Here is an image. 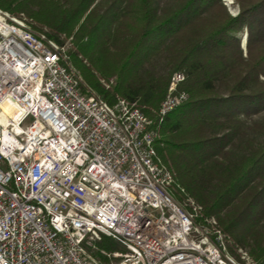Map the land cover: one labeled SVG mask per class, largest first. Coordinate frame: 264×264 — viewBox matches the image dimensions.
Segmentation results:
<instances>
[{"label":"built area","instance_id":"built-area-1","mask_svg":"<svg viewBox=\"0 0 264 264\" xmlns=\"http://www.w3.org/2000/svg\"><path fill=\"white\" fill-rule=\"evenodd\" d=\"M74 49L73 35L0 8V264H259L203 216L156 148L188 99L185 74H173L155 122L90 87Z\"/></svg>","mask_w":264,"mask_h":264},{"label":"trees","instance_id":"trees-1","mask_svg":"<svg viewBox=\"0 0 264 264\" xmlns=\"http://www.w3.org/2000/svg\"><path fill=\"white\" fill-rule=\"evenodd\" d=\"M235 4L236 15L223 0H0L12 13L27 9L55 38L73 35L71 57L84 81L111 104L117 96L138 102L155 122L173 74L183 72L188 99L161 123L156 148L203 216L216 217L264 264V143L247 137L242 119L264 110V0ZM161 54L168 73L150 77ZM112 76L106 89L100 79ZM234 145L240 156H231ZM99 245L117 248L108 238Z\"/></svg>","mask_w":264,"mask_h":264},{"label":"rangeland","instance_id":"rangeland-1","mask_svg":"<svg viewBox=\"0 0 264 264\" xmlns=\"http://www.w3.org/2000/svg\"><path fill=\"white\" fill-rule=\"evenodd\" d=\"M223 1H224V3L226 5H228V9H229L231 14L236 15L238 13V7L235 4V0H223ZM167 2H168V0H158V3L161 6L165 5ZM21 11L25 12L27 15H30L29 11L27 9H23ZM30 17H31V15H30ZM247 34H248L247 30H244L243 36H242L243 37V39H242V47L244 48V50H246V42H247V38L246 37H247ZM165 55L166 54L159 55L158 57L154 58L153 61L148 65V70H149V73H150V75H149L150 77H158V76L166 75L168 73L169 67H168V63H167V59H166ZM111 78H114L115 82H116V77L115 76H112ZM242 119L244 120V122L248 126V128L246 129L247 137L250 138L251 140L255 141L256 144L264 143V128H260L258 126H255L256 124H258V125H261V126L264 127V110H262V111H260V112H258L256 114H253L250 117L243 116ZM235 143H238V141L236 140ZM232 148L234 150H233L231 156H233V157L240 156L239 155L240 154L239 147H236L234 145ZM205 185L207 186L208 189L212 190L216 186V180L212 179L210 177L209 181H205ZM262 230L264 232V227L262 228ZM116 246H117V248H121V246L118 245V244H116ZM243 248L246 249L251 255L250 246H247L246 248L243 247ZM230 252L232 254H234V255L237 254V250H235L233 247L230 248ZM254 260H256V259L254 258Z\"/></svg>","mask_w":264,"mask_h":264},{"label":"water","instance_id":"water-1","mask_svg":"<svg viewBox=\"0 0 264 264\" xmlns=\"http://www.w3.org/2000/svg\"><path fill=\"white\" fill-rule=\"evenodd\" d=\"M247 38V37H246Z\"/></svg>","mask_w":264,"mask_h":264}]
</instances>
